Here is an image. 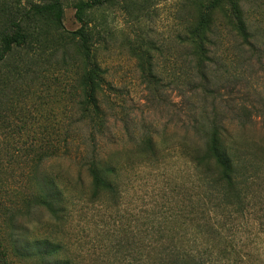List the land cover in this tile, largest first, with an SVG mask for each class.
<instances>
[{
	"label": "trees",
	"instance_id": "trees-1",
	"mask_svg": "<svg viewBox=\"0 0 264 264\" xmlns=\"http://www.w3.org/2000/svg\"><path fill=\"white\" fill-rule=\"evenodd\" d=\"M104 2L80 1L76 18L81 27L75 31L64 25L61 0L28 2L24 6L15 0L0 2V210L6 196L14 194L12 197L18 198L25 191L30 195L24 222L0 211V222L4 216L7 224L4 229L0 225V264H15L11 259L22 264L29 260L73 264L67 256L69 249L62 241L44 237L43 227H32L33 234H29L35 215L39 211L47 213L60 228L68 222L74 194L83 193L92 202L115 206L122 202L126 166L118 151L106 155L98 144L108 127L104 103L108 99L106 88L111 85L95 58L101 33L88 13ZM224 7L227 24L235 35L244 45L255 47L240 1L210 0L201 9L198 23L179 37L187 56L184 82L194 93L199 89L206 96L212 93L214 13ZM71 47L77 61H34L31 55L26 56L27 61H5L19 49L28 54L36 49L39 56L48 50L63 51L67 56ZM154 50L139 46L133 49V56L142 83L158 96L162 87L176 84L179 78L175 76L165 84ZM57 66L68 72L79 71L76 94L70 98L61 91L64 100L77 99L76 118L69 125L62 124L67 119L62 112L52 118L58 119L56 126L34 124L39 118L22 109L21 104L37 80ZM192 114L177 145L189 170L185 177L174 180L177 186L188 187L185 203L174 206L173 212L154 226L156 238L148 243L142 239L137 255H130L122 264H246L244 249L248 243L240 241L238 252L236 238L242 240L246 236L243 229L250 227L257 250L264 246V146L247 139L243 125L229 127L214 110ZM85 127L88 138L84 144L88 146L80 147L78 156L90 182L86 185L79 181L68 187L59 175H50L44 165L70 155L76 136ZM158 138L153 132L144 134L130 147L138 150L145 162H153L163 151ZM37 222L42 223L40 219ZM258 264H264V260Z\"/></svg>",
	"mask_w": 264,
	"mask_h": 264
},
{
	"label": "rangeland",
	"instance_id": "rangeland-1",
	"mask_svg": "<svg viewBox=\"0 0 264 264\" xmlns=\"http://www.w3.org/2000/svg\"><path fill=\"white\" fill-rule=\"evenodd\" d=\"M15 1L24 6L42 0ZM61 1L66 29H79L76 5L88 0ZM104 1L101 7L88 13L92 25L101 33L95 58L111 85L110 89L106 88L108 99L104 103L109 115L108 127L98 144L106 155L118 151L119 159L126 166L122 202L117 206L92 202L83 193H77L70 204L65 226L56 227L47 213L39 211L29 232L32 235V227H43L44 237L62 241L69 249L67 256L73 264H122L137 255L142 239L148 243L156 238L154 226L170 215L174 206L185 203L184 193L188 187L177 186L174 180L185 177L189 169L177 145L193 112L214 110L229 127L243 125L245 137L264 146V0H239L255 47L244 45L232 31L225 18L226 7L214 13L213 85L208 96L201 89L192 92L184 82L187 56L179 37L198 23L201 9L210 0ZM139 46L156 49L153 51L155 61L165 84L175 76L179 78L176 84L162 87L158 96L140 79L133 56V49ZM69 51L67 56L63 51L52 53L51 50L39 56L36 49L30 54L19 49L5 61H27V55L33 56L34 61H77L75 48ZM68 71L63 66L53 67L29 89L21 106L39 118L34 124L56 126L58 119L52 118L62 112L67 116L62 124L69 125L75 120L77 99L64 100L61 91L70 98L76 94V80L80 75L79 71ZM87 132L86 127L82 128L76 136L70 155L49 160L44 165L50 175H59L68 187L79 181L89 185L90 178L82 169L78 153L80 147L88 146L84 144ZM152 132L158 135L163 151L158 160L145 162V157L130 145ZM12 196L16 195L5 197L4 209L0 211L24 222L30 195L25 191L18 198ZM39 219L42 223L38 225ZM4 220L3 216L0 222L3 229L7 225ZM243 230L242 234L247 237L236 238V250L241 251L240 241H245L248 243L244 249L246 264L250 260H253L251 264H258L264 260V246L257 250L252 228ZM23 263L39 264L33 260Z\"/></svg>",
	"mask_w": 264,
	"mask_h": 264
}]
</instances>
